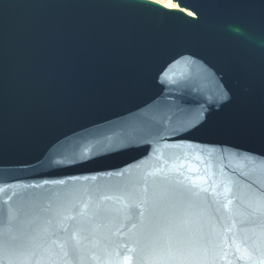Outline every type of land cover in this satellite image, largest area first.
<instances>
[{"label": "water", "instance_id": "1", "mask_svg": "<svg viewBox=\"0 0 264 264\" xmlns=\"http://www.w3.org/2000/svg\"><path fill=\"white\" fill-rule=\"evenodd\" d=\"M0 0V264H264V0Z\"/></svg>", "mask_w": 264, "mask_h": 264}, {"label": "bare ground", "instance_id": "2", "mask_svg": "<svg viewBox=\"0 0 264 264\" xmlns=\"http://www.w3.org/2000/svg\"><path fill=\"white\" fill-rule=\"evenodd\" d=\"M156 1L163 3L164 5L168 7H177L175 6L176 3H174L172 0H156Z\"/></svg>", "mask_w": 264, "mask_h": 264}, {"label": "snow or ice", "instance_id": "3", "mask_svg": "<svg viewBox=\"0 0 264 264\" xmlns=\"http://www.w3.org/2000/svg\"><path fill=\"white\" fill-rule=\"evenodd\" d=\"M181 2H183V0H181Z\"/></svg>", "mask_w": 264, "mask_h": 264}, {"label": "rangeland", "instance_id": "4", "mask_svg": "<svg viewBox=\"0 0 264 264\" xmlns=\"http://www.w3.org/2000/svg\"><path fill=\"white\" fill-rule=\"evenodd\" d=\"M175 6H177V5L175 4Z\"/></svg>", "mask_w": 264, "mask_h": 264}]
</instances>
